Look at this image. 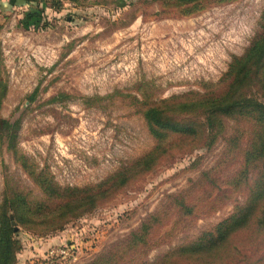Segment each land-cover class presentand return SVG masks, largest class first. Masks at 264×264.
<instances>
[{
  "label": "rangeland",
  "instance_id": "obj_1",
  "mask_svg": "<svg viewBox=\"0 0 264 264\" xmlns=\"http://www.w3.org/2000/svg\"><path fill=\"white\" fill-rule=\"evenodd\" d=\"M63 1L59 13L49 11L45 29H26L16 16L0 14V118L17 123L15 155L0 140V204L14 192L31 204H54L32 174L60 188L126 175L155 146L142 117L145 106L224 91L227 81L220 80L259 34L264 12V0H207L186 16L152 0H124L123 6L117 0ZM223 121L225 132L212 145L191 141L166 149L149 171L135 170L134 179L61 229L28 230L9 211L20 246L16 264H88L159 211L168 196L186 189L192 198L204 196V180L196 186L202 173L222 159L234 128L249 129L243 120ZM240 164L223 159L221 177H231ZM245 190L186 221L132 262L153 263L212 229L244 202ZM62 248L69 254H48Z\"/></svg>",
  "mask_w": 264,
  "mask_h": 264
},
{
  "label": "trees",
  "instance_id": "obj_2",
  "mask_svg": "<svg viewBox=\"0 0 264 264\" xmlns=\"http://www.w3.org/2000/svg\"><path fill=\"white\" fill-rule=\"evenodd\" d=\"M32 1L45 3L53 13L63 9V0ZM117 1L121 6L125 4L124 0ZM152 1L175 8L173 15L186 16L201 11L207 0ZM44 12V7L37 4L19 22L26 29H45L48 22ZM220 81H227L222 92L214 89L196 96L170 97L145 106L142 117L155 139V146L128 167L126 175L118 173L97 186L60 188L51 178L32 174L43 193L54 200L50 206L31 204L18 192L5 194L0 204V264H16L20 249L14 238L9 211L12 219L28 230L61 229L95 207L108 197L107 194L112 195L120 185L134 179L135 170L149 171L166 149L191 141L212 145L225 132L224 118L234 123L243 120L249 129L234 128L225 139L222 159L202 173L196 186L204 180V196L192 198L187 194L189 189L168 196L159 211L148 215L125 239L117 241L88 264H123L125 261L126 264H147L136 263L137 260L132 262L134 255L143 256L160 241L182 229L191 218L213 213L242 186L246 188L244 202L236 204L227 218L150 264H264V12L259 34L241 56L232 59ZM188 116L195 119L190 120ZM16 130L17 123L0 118V140L7 142V151L14 155ZM170 136L174 137L168 140ZM227 157L231 160L239 158L241 164L236 173L224 179L219 170ZM22 165L25 167L24 161ZM161 229L164 230L159 234Z\"/></svg>",
  "mask_w": 264,
  "mask_h": 264
},
{
  "label": "crops",
  "instance_id": "obj_3",
  "mask_svg": "<svg viewBox=\"0 0 264 264\" xmlns=\"http://www.w3.org/2000/svg\"><path fill=\"white\" fill-rule=\"evenodd\" d=\"M37 4H39V6L42 5L45 10L43 14L48 15L49 9L46 7L45 3H37L32 0H14L13 2L12 0H0V14H12L20 21L28 11L37 7Z\"/></svg>",
  "mask_w": 264,
  "mask_h": 264
},
{
  "label": "built area",
  "instance_id": "obj_4",
  "mask_svg": "<svg viewBox=\"0 0 264 264\" xmlns=\"http://www.w3.org/2000/svg\"><path fill=\"white\" fill-rule=\"evenodd\" d=\"M48 254H51V255L55 254L56 256L63 257V256L68 255L69 251L67 249H65V248H62V249H59V250L50 249L48 251Z\"/></svg>",
  "mask_w": 264,
  "mask_h": 264
}]
</instances>
